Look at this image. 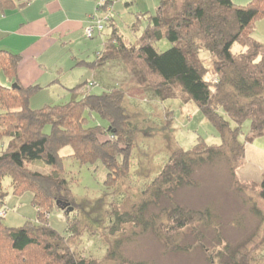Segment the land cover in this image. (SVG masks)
<instances>
[{
  "label": "trees",
  "instance_id": "1",
  "mask_svg": "<svg viewBox=\"0 0 264 264\" xmlns=\"http://www.w3.org/2000/svg\"><path fill=\"white\" fill-rule=\"evenodd\" d=\"M14 6L13 0H0L2 12ZM261 19L264 0H251L246 5L233 0H160L136 44H127L114 29L104 42L101 56L85 62L93 70L107 63L130 66L160 100L178 97L195 102L222 138L220 145H210L200 137L191 149L173 148L157 175L141 184L123 208L125 192L120 183L128 179L132 153L142 131L125 107L124 89L109 87L94 94L86 87L95 83L83 82L70 90V101L32 109L30 100L40 85H21V54L0 49V74L17 85L0 83V210L6 208L8 193L2 188L6 177L11 179L14 194L32 193L38 210L36 221L29 220L18 228L6 225L5 216L0 215V264H148L124 257L121 245L130 239L129 226L134 233L137 228L154 231L168 251H191L196 244L207 250L201 231L195 245L184 244L183 236L189 228L214 224L212 209H188L176 203L174 196L192 185L199 167L224 160L237 187L242 191L248 187L237 179V171L244 163L247 142L264 135V41L254 34ZM162 39H168L172 47L159 52L155 44ZM236 43L244 50L233 52ZM203 54H207L209 65ZM87 113L99 115L108 125H89ZM169 113L165 129L170 128L173 118V111ZM225 115L237 123L235 128ZM247 120L251 122L250 132L243 140L242 124ZM66 147L81 164L105 165V183H118L121 190L120 197L115 196L108 204L107 221L97 230L88 227L92 213L86 212L85 202H79L66 177L65 156L61 154ZM39 160L51 167L49 172L30 168V163ZM253 184L258 185L259 197L264 199V179ZM163 200L168 204L163 206ZM68 202L73 207L71 212L62 209ZM152 206L159 210L150 212ZM254 208L262 214L257 206ZM55 209L65 214L66 235L49 222ZM86 229L103 233L108 245L105 257L74 251L73 245ZM219 243L225 250L210 252L211 264H251L248 253L231 251L222 237Z\"/></svg>",
  "mask_w": 264,
  "mask_h": 264
},
{
  "label": "rangeland",
  "instance_id": "2",
  "mask_svg": "<svg viewBox=\"0 0 264 264\" xmlns=\"http://www.w3.org/2000/svg\"><path fill=\"white\" fill-rule=\"evenodd\" d=\"M158 6L159 4L150 12H146V15L154 14ZM127 9L128 7L122 13L115 12L118 19V31L127 44H136L148 25V17L145 21H140L137 18L136 8ZM113 30V27L105 29L108 36ZM99 45L100 43L98 49H101ZM155 46L159 52H164L172 47V43L168 39H162L157 41ZM97 50L93 53L94 61L97 59L96 54L99 51ZM243 50L244 47L240 43H236L233 47L235 53ZM203 55L206 57V64L209 65L211 62L207 54ZM85 73L88 74L89 83L96 82L91 90L94 94H100L109 87L123 88L126 93L125 107L132 115V121L140 126V131L142 130L138 133L137 145L132 153L129 180H122L120 183L122 191L125 192L122 208L129 205L131 197L139 192L141 184L152 180L157 175L173 148L179 146L191 149L200 137L210 145L222 143L218 129L207 119L195 102H185L178 97L160 100L130 66L107 63L95 70L83 67L81 71L76 72V77ZM69 74L73 73L69 72ZM211 75L207 78L210 79ZM3 79L4 75L1 73L0 83L6 85ZM66 88L67 90H64L57 86L51 87L50 90L44 89L31 99L30 107L40 109L47 104H62L70 101L72 94L70 89ZM81 95L82 93L78 97ZM170 111H173V118L170 128L165 129L163 126L170 120ZM225 116L235 128L237 123L227 115ZM86 117L91 126L108 125V122L97 114L87 113ZM250 126L249 120L242 124L241 139L244 140L245 135L249 134ZM3 141L7 142V139L3 138ZM1 150L0 143V152ZM70 153V147L64 148L61 152L65 156L66 177L79 202H85L86 212L92 213L88 217V227H93L91 231L97 230V227H103L107 221L108 204L115 200V196H119L121 190L118 183L113 186L105 183L108 169L101 162L81 164L71 157ZM30 168L44 173L51 169L40 160L30 163ZM237 179L248 185L246 190L242 191L237 187L226 160L206 164L196 170L192 177V185L183 187L174 196L176 203L188 209L203 210L208 207L212 209L214 224L189 228L183 236L184 244L195 245L199 242L197 237L198 232L201 231L204 234L202 244L208 248L207 250L196 244L197 246L191 251H168L164 241L159 239L154 231L142 232L140 228H137L134 233L133 227L129 226L130 239H125L121 245L124 257L134 262L142 261L148 264H211L208 261L209 253L225 250L224 245L219 243V237H222L230 245L231 251L238 250L240 255L248 253L251 264H264V199L259 197L258 185L253 184L264 179V135L247 142L245 160L237 171ZM2 188L5 193H8L5 205L8 212L4 219L6 225L18 228L29 220L36 221L38 210L32 203L31 192L14 194L10 177L3 180ZM167 204L166 200L162 201L163 206ZM255 206L261 210V215L256 213ZM158 210L159 207L150 208V212L153 213ZM97 219H103V221L100 222ZM49 222L59 233L67 234L64 212L55 209L50 214ZM91 231L86 229L73 245V249L78 254L101 259L105 257L108 245L103 233L93 234Z\"/></svg>",
  "mask_w": 264,
  "mask_h": 264
},
{
  "label": "crops",
  "instance_id": "3",
  "mask_svg": "<svg viewBox=\"0 0 264 264\" xmlns=\"http://www.w3.org/2000/svg\"><path fill=\"white\" fill-rule=\"evenodd\" d=\"M13 1V8L0 11V49L21 54L18 71L21 85H40L39 93L57 86L71 90L78 84L89 82L87 73L76 77V72L83 67L91 69L85 62L94 61L93 53L100 43L102 50L99 48L96 54L99 58L105 40H109L111 36L104 31L96 32L93 38L85 37V29L92 23V17H104L110 12L106 7H99L101 0ZM159 1L119 0L112 3L111 21L106 28L113 27L118 31L115 12L122 13L127 7V10L136 8L138 20L145 21L149 16L146 12L156 8ZM233 1L237 5H245L251 0ZM254 34L264 41V19L257 21ZM69 72L73 74L70 75ZM3 83L9 86L13 81L4 75ZM74 84L76 85L73 87ZM86 88L92 90L88 85Z\"/></svg>",
  "mask_w": 264,
  "mask_h": 264
},
{
  "label": "built area",
  "instance_id": "4",
  "mask_svg": "<svg viewBox=\"0 0 264 264\" xmlns=\"http://www.w3.org/2000/svg\"><path fill=\"white\" fill-rule=\"evenodd\" d=\"M119 0H101L99 7H106L107 10H109L111 12L112 10V3L117 2ZM109 12V14H107L104 17H99L97 15L92 17V23L86 27L85 29V37L86 38H93L95 33H103L107 27V25L110 23L111 21V13ZM7 214V209L6 208H1L0 210V215L2 216H6Z\"/></svg>",
  "mask_w": 264,
  "mask_h": 264
},
{
  "label": "water",
  "instance_id": "5",
  "mask_svg": "<svg viewBox=\"0 0 264 264\" xmlns=\"http://www.w3.org/2000/svg\"><path fill=\"white\" fill-rule=\"evenodd\" d=\"M13 87H16L17 85L16 84H13L12 85ZM67 208V212H71L73 210V207L70 205V203H65L63 206H62V209H66Z\"/></svg>",
  "mask_w": 264,
  "mask_h": 264
}]
</instances>
